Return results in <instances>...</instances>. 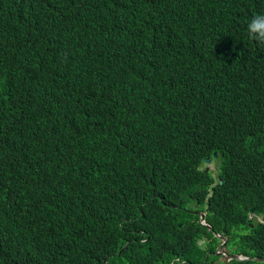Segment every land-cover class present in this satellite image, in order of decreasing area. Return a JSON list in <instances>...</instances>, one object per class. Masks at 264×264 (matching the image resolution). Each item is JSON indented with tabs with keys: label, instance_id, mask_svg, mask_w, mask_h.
I'll return each mask as SVG.
<instances>
[{
	"label": "trees",
	"instance_id": "trees-1",
	"mask_svg": "<svg viewBox=\"0 0 264 264\" xmlns=\"http://www.w3.org/2000/svg\"><path fill=\"white\" fill-rule=\"evenodd\" d=\"M256 14L264 0H0V264H208L215 230L264 256Z\"/></svg>",
	"mask_w": 264,
	"mask_h": 264
},
{
	"label": "clouds",
	"instance_id": "clouds-1",
	"mask_svg": "<svg viewBox=\"0 0 264 264\" xmlns=\"http://www.w3.org/2000/svg\"><path fill=\"white\" fill-rule=\"evenodd\" d=\"M247 35H248V38L250 40H253L255 42H257L258 44H264V14H256L254 15L253 17H251V19L249 20V22L247 23ZM206 213V212H205ZM207 214V213H206ZM258 215V216H262L264 217L263 214H257L254 212V209L253 211H251V214L249 215V218H248V221H249V224L252 228H254V226L258 223V222H261V223H264V218L262 220H260V218H257L254 217V215ZM252 221H250V219H252ZM255 219V220H254ZM202 222L205 223L206 226H211L207 221H206V217L205 219H202ZM221 233V232H220ZM224 234V233H223ZM225 235V234H224ZM218 238L220 239H227L226 236H223L222 234L221 235H216ZM220 243H218L217 245H220ZM216 245V247H217ZM225 246V245H224ZM223 246V247H224ZM216 251H217V248H216ZM216 251L213 253V256H215V253ZM210 251H208L209 253ZM224 254L227 256L228 254H241V255H244L245 257H264V256H249V255H245L243 253H226L224 252ZM218 256V255H217ZM220 257V256H218ZM250 259L248 260H237V259H234V258H230V260H228V262L226 264H230L232 261H249ZM255 261V260H254ZM224 264H225V259H224ZM258 262V261H257ZM261 263L264 264V261H261Z\"/></svg>",
	"mask_w": 264,
	"mask_h": 264
},
{
	"label": "flooded vegetation",
	"instance_id": "flooded-vegetation-1",
	"mask_svg": "<svg viewBox=\"0 0 264 264\" xmlns=\"http://www.w3.org/2000/svg\"><path fill=\"white\" fill-rule=\"evenodd\" d=\"M255 217V216H254ZM264 218V217H263ZM257 219V218H256ZM253 220V218L252 219H250V221H252ZM255 220V219H254ZM260 220H262V219H260ZM251 224V223H250ZM252 225V224H251ZM212 231H214V228H213V230ZM222 234L223 236H226V235H224L222 232L220 233V230H215L214 231V235L216 236L217 234ZM227 237V236H226ZM209 241V239H207V238H205V239H199V242L200 243H204V242H208ZM222 243H223V246L221 247V245H222ZM217 251H216V253H215V255H218V256H220V257H218V259H215V260H213V262L211 263V261L208 263V264H217V262L218 261H224V259H226V255L224 254V252H226V253H233L232 252V250L231 249H228V237H227V239H221V244L220 245H217ZM250 256V255H249ZM193 264H196V263H193Z\"/></svg>",
	"mask_w": 264,
	"mask_h": 264
},
{
	"label": "water",
	"instance_id": "water-1",
	"mask_svg": "<svg viewBox=\"0 0 264 264\" xmlns=\"http://www.w3.org/2000/svg\"><path fill=\"white\" fill-rule=\"evenodd\" d=\"M217 154L216 152L213 153V158H216ZM205 164H207V169L206 170H209L211 169L210 167V164L212 163V160L210 159H205ZM251 211H253V209H251ZM200 216H201V224L205 225V223L202 222V219H205L206 217V213L205 212H200ZM209 226V225H208ZM209 230H213V227L212 226H209ZM217 234V233H216ZM217 235H220V234H217ZM223 246V243L221 245V247ZM230 258H234V259H237V260H257L258 262H261V261H264V257H245L244 255H241V254H228L226 256V259H225V264L228 262V260H230Z\"/></svg>",
	"mask_w": 264,
	"mask_h": 264
},
{
	"label": "rangeland",
	"instance_id": "rangeland-1",
	"mask_svg": "<svg viewBox=\"0 0 264 264\" xmlns=\"http://www.w3.org/2000/svg\"><path fill=\"white\" fill-rule=\"evenodd\" d=\"M210 167H211V170H213V175H216V164H215V161H212V163L210 164ZM254 216H255L256 218L263 219L262 216H258V215H256V214H255ZM245 231H248V230L246 229ZM238 240H239V243H240V239H238ZM228 249H232V245H231V243L229 244ZM249 261H254V260H249ZM255 262H257V260H256Z\"/></svg>",
	"mask_w": 264,
	"mask_h": 264
},
{
	"label": "bare ground",
	"instance_id": "bare-ground-1",
	"mask_svg": "<svg viewBox=\"0 0 264 264\" xmlns=\"http://www.w3.org/2000/svg\"><path fill=\"white\" fill-rule=\"evenodd\" d=\"M235 263V262H234Z\"/></svg>",
	"mask_w": 264,
	"mask_h": 264
}]
</instances>
